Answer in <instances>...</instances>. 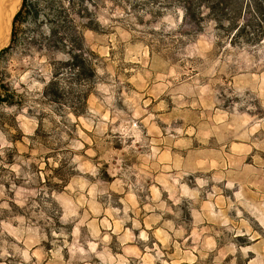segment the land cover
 <instances>
[{"label":"rangeland","instance_id":"374dc122","mask_svg":"<svg viewBox=\"0 0 264 264\" xmlns=\"http://www.w3.org/2000/svg\"><path fill=\"white\" fill-rule=\"evenodd\" d=\"M183 1L29 0L0 58V264H264V40ZM59 8L100 60L78 117L39 94Z\"/></svg>","mask_w":264,"mask_h":264},{"label":"trees","instance_id":"16d2710c","mask_svg":"<svg viewBox=\"0 0 264 264\" xmlns=\"http://www.w3.org/2000/svg\"><path fill=\"white\" fill-rule=\"evenodd\" d=\"M183 3V20L191 21L195 17V27L199 26L201 20H208L214 25L216 38L224 37L231 45H256L264 40V0H184ZM32 8L34 6L29 0H21L12 20L8 45L0 50V58L15 44L16 22L26 13H30ZM56 12L58 16L49 19L51 24L49 32L41 33L38 41L44 42V45L41 43V47L60 52L64 58L50 59L49 78L43 82L39 94L47 104L57 106L58 112H68L78 117L85 113L88 97L99 80L100 60L85 45L81 31L73 20L64 14V9L59 8ZM34 16H37V11ZM30 41L32 44L35 42L34 38ZM1 89L3 94L0 95V103L11 105L13 93L5 85H1ZM39 128L40 121L33 137L38 135ZM0 163L11 161H4L0 157ZM71 169L72 166L68 163L58 162L52 168L51 175L46 177L47 181L52 180L47 182L48 190L58 192L65 187L72 174Z\"/></svg>","mask_w":264,"mask_h":264},{"label":"bare ground","instance_id":"6f19581e","mask_svg":"<svg viewBox=\"0 0 264 264\" xmlns=\"http://www.w3.org/2000/svg\"><path fill=\"white\" fill-rule=\"evenodd\" d=\"M21 0H0V50L9 42L11 23Z\"/></svg>","mask_w":264,"mask_h":264},{"label":"water","instance_id":"95a60500","mask_svg":"<svg viewBox=\"0 0 264 264\" xmlns=\"http://www.w3.org/2000/svg\"><path fill=\"white\" fill-rule=\"evenodd\" d=\"M14 15H15V14H14ZM13 17H14V16H13ZM12 20H13V19H12ZM11 24H12V23H11ZM10 33H11V29H10ZM9 39H10V36H9ZM5 47H6V46H5ZM2 49H3V48H2ZM2 49H1V50H2Z\"/></svg>","mask_w":264,"mask_h":264}]
</instances>
